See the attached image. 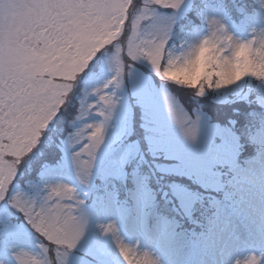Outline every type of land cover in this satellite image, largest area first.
<instances>
[{"label": "rangeland", "instance_id": "rangeland-1", "mask_svg": "<svg viewBox=\"0 0 264 264\" xmlns=\"http://www.w3.org/2000/svg\"><path fill=\"white\" fill-rule=\"evenodd\" d=\"M199 2L185 0L184 7L177 13V31L189 21L194 23L193 17H196L195 24H200L195 10L192 17L187 18L193 5ZM209 8L217 15L226 14L232 30L238 34L246 30L247 22L225 0H209ZM110 78L109 67L98 54L78 74L65 104L22 163L17 180L20 186L31 182L38 188L45 182L69 183L85 200L90 213L89 223L84 238L71 255V264H123L111 236L100 235L98 225L109 220L116 224L118 236L131 248L134 260L144 259L147 254V258L156 259L158 264H189L194 257L200 264H234L249 253L259 255L264 252V160L248 158L244 163L239 160L242 130H235L232 121L213 122L200 106L190 111L184 107L193 119L199 117L196 139L190 140L169 111L165 86L146 62H137L134 72L125 77L119 88L113 85L104 87ZM250 89L258 93L257 101L252 104L262 107L258 99L264 92V85L250 77L216 90L214 98L223 102L231 94H241V98L249 100L247 93ZM103 92L112 93L116 104L106 121L104 140L96 150L85 185L79 179L73 156L87 139L86 135L83 139L76 138L75 133L84 129L86 124L104 120L98 111V97ZM184 94H188L187 91L180 89L179 95ZM75 101L77 112L68 122L69 129L53 140L50 134L55 131L59 114L63 113L67 103L72 105ZM259 110L264 114V107ZM259 118L257 124L252 121L250 130L255 144L264 143V118ZM48 142H52L55 155L53 160L46 162L52 164L42 166L34 179L24 180L27 176L24 167L31 155L41 144ZM146 153L159 158L153 161V167L148 171L154 176L152 179L157 181L156 172L159 173L165 178L167 187V198L162 197L161 202L165 208L163 213L151 217L145 204L153 199L149 193L148 174L139 171L148 158ZM126 167L131 168L129 174ZM118 178L123 184L127 178L130 180L120 194L114 187ZM209 201L211 210L206 207ZM203 204L211 215L210 222L199 225V230L193 229V233L189 229L192 237L186 233L187 239L184 240L182 227L186 228L190 216L198 226L196 214L191 211ZM233 211L242 216L245 224L231 215ZM5 215L11 220L13 230L5 231L0 227V259L15 264L10 255L14 248L39 251L38 245L42 241L22 214L0 204V217ZM179 220H182L181 224H177Z\"/></svg>", "mask_w": 264, "mask_h": 264}, {"label": "snow or ice", "instance_id": "snow-or-ice-1", "mask_svg": "<svg viewBox=\"0 0 264 264\" xmlns=\"http://www.w3.org/2000/svg\"><path fill=\"white\" fill-rule=\"evenodd\" d=\"M116 10L122 11L117 0H0V41L11 46L5 48L4 63L0 66V204L22 214L42 241L39 251L14 248L10 255L15 264H71V255L87 231L90 213L73 185L45 182L38 188L31 182L20 186L17 180L25 158L63 106L61 78L72 77L84 64ZM131 11L129 6V15ZM38 20L52 24L49 34L56 40L55 45L45 50L43 59H28L20 50L13 52L19 38L38 33ZM13 55L30 63V70L13 72L9 66ZM106 84L112 85L110 81ZM113 97L110 93L99 108L104 120L87 125V142L73 156L79 179L85 185L96 150L104 140L106 121L116 104ZM169 111L184 136L195 140L199 117L193 120L170 102ZM81 131L77 130L76 138H84ZM0 227L13 230L8 215L0 217ZM98 227L101 236H111L123 264H156L147 254L144 259L134 260L131 248L118 236L113 221Z\"/></svg>", "mask_w": 264, "mask_h": 264}, {"label": "clouds", "instance_id": "clouds-1", "mask_svg": "<svg viewBox=\"0 0 264 264\" xmlns=\"http://www.w3.org/2000/svg\"><path fill=\"white\" fill-rule=\"evenodd\" d=\"M117 2L122 11L116 10L111 14V20L99 35L91 55L72 77L61 78L64 83L59 86L60 103L63 105L78 74L98 54L106 61L111 72L108 81L115 88H119L116 85H121L125 77L134 72L137 62H146L165 86L168 102L184 112L187 111L179 97L168 88L169 85L186 90L195 98L204 97L210 90L234 85L246 77L264 85V0H225L247 22V28L241 34L232 30L226 14L217 15L210 11L209 0H200L193 5L200 24L189 21L179 31L176 28L177 13L184 7L185 0ZM129 6L132 7L131 15ZM37 27L38 33L19 38L12 51L20 50L28 59H43L45 50L53 47L56 40L50 38L51 23L38 20ZM6 47L11 46L0 41V66L4 63ZM9 66L13 72H28L31 68L30 63L24 59L17 60L14 55ZM109 95V92L99 95V108L104 106ZM258 103L264 107V92ZM87 125H84L81 136L89 135ZM248 138L254 142L251 132ZM255 152L250 160H264V143L256 144ZM153 260L158 264L156 259ZM0 264H10V261L0 259ZM130 264H135V261ZM234 264H264V252L259 255L249 253Z\"/></svg>", "mask_w": 264, "mask_h": 264}, {"label": "trees", "instance_id": "trees-1", "mask_svg": "<svg viewBox=\"0 0 264 264\" xmlns=\"http://www.w3.org/2000/svg\"><path fill=\"white\" fill-rule=\"evenodd\" d=\"M193 12H194V8H192L191 11L188 12V14H187L188 19H189V17L190 18L192 17ZM195 19H196V17H193V21H195L194 23H197V21ZM251 86H253V84ZM170 90L179 97L180 102H182V104L184 105V107H186L187 110L190 111L195 106H200V109H202L204 112H206L209 119H211L213 122L222 124V123H230V121H232L234 124L233 126H234L235 130H238V129L242 130V132L244 134L239 135L240 136L239 141L241 142V146L239 148L240 149V155L238 156L239 160L242 163H244L245 161L248 160V158L253 157L256 154V152H255L256 144L254 142H250L249 138H248V133L250 132V130L253 127L252 121L255 120V122L257 124L258 121H260V119H261L259 117L264 118V114H262L261 110H259L262 107H259L258 104H255V103L252 104V101H255V102L257 101L256 98H257L258 93H256L257 92L256 90L250 89L251 91L249 93H247L248 94L247 98H249V100H245L244 98H241V94H236V95L231 94L228 96V99L223 101V102H218L217 98H214V96H215L214 94H215L216 90H210L207 93V95H205L204 97H200V98L193 97L188 91H187L188 94H184L181 96V95H179L180 89H177L171 85H170ZM185 97H187V98H185ZM75 105H76V101L72 105H69L67 103V106L64 107L63 113L59 114V116L57 118V119H59L58 124H56V126L54 127L55 131H53V133L50 134L51 137H53L52 138L53 140L55 139L56 136H59L61 133H64L66 129L67 130L69 129L68 122H70V119L72 120V118L74 117V115L77 112V110H76L77 107L75 108ZM72 109H74V110H72ZM254 115H256V116H254ZM59 129H61V131L58 134H56V132H58ZM131 138H132V135H131ZM130 140L132 141V139H130ZM51 143L52 142H48V144L47 143L41 144V146L37 149L36 153L31 155L32 158L30 157L29 162H27L26 166L24 167V169H25L24 172L27 173V176L24 178V180L26 178H27V180L34 179L35 177H37L36 175L41 171L42 166H44L45 164H52V163L46 162V161L53 160L54 155H55L54 154L55 153L54 146H52ZM145 156L148 158L145 161V163L143 162V165L140 166L139 171L148 174V177H147L148 182L147 183H149V185H150V192L149 193L151 196H153V199H151L152 201L150 200L149 202H147L145 204L147 205L146 207H148L149 217H151L152 214L162 212L163 209H165L161 205V202H162V197H164V199L167 198V196L165 194L167 187L165 185V178L160 177L159 173L156 172L157 181H154L152 179V178H154V176L152 177V175L149 174L150 172H148L150 170V168L153 167V161L157 160L159 158H155L152 155L147 154V153L145 154ZM161 158H163V157H161ZM30 168H31V170L29 171ZM126 169L128 171L127 173L129 174V172L131 171V168L126 167ZM128 183H130L129 178H127L126 183H124V184L119 178L117 179L114 187L117 190L118 194L123 192L124 187L126 188V185ZM159 186H162L163 189L162 188L160 189ZM205 201H208V200L205 199ZM223 203H225V202H223ZM156 205H157V208H155ZM210 206L211 205H210V201H209L206 203V207L208 208V210H211ZM203 207H204V204L198 208L196 207V208L192 209L191 212H193V214H196L195 222L198 224V226L193 222V216H190V219L188 221V225H185L186 228L188 227L187 232H186V228L182 227V229H183L182 231L185 234L184 240L187 239V236L192 237L190 232L193 233L194 232L193 229L197 228L199 230V225L201 227V226L205 225V222H207V223L210 222L211 215L208 211H205V208H203ZM167 212H169V210ZM230 212H232V211H230ZM167 214H169V213H167ZM231 215L233 217H235L241 224H245L242 216L239 214L236 215L235 211H233V213ZM171 216H174V214L171 213ZM171 216H169V217H171ZM226 216H228V215H226ZM172 220L177 221L174 219H172ZM179 221L180 222L179 223L177 222V224H181L182 220H179ZM184 221H187V219ZM189 229H191L190 232H189ZM186 233H189V234H187V236H186ZM190 248L191 247L189 246V249H188L189 253H191V251H192V249H190Z\"/></svg>", "mask_w": 264, "mask_h": 264}]
</instances>
